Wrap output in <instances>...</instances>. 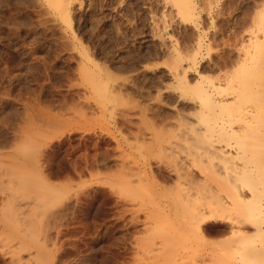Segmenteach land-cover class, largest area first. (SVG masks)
I'll return each instance as SVG.
<instances>
[{
	"label": "rangeland",
	"instance_id": "374dc122",
	"mask_svg": "<svg viewBox=\"0 0 264 264\" xmlns=\"http://www.w3.org/2000/svg\"><path fill=\"white\" fill-rule=\"evenodd\" d=\"M61 1L57 8L55 0H0V264H172L166 250L172 218H155L158 199L149 201L155 188L143 172L172 186L176 177L165 167L184 147L175 133L184 118L194 120L174 85L175 56L194 50L199 37L202 75L237 71L242 46L261 41L251 48L264 53V0H195L192 21L174 0ZM256 60L251 75L264 93V58ZM41 193L47 197L40 202ZM34 231L40 234L30 238ZM215 232L206 235V246L188 233L189 251L177 264L228 258L215 245L227 235Z\"/></svg>",
	"mask_w": 264,
	"mask_h": 264
},
{
	"label": "bare ground",
	"instance_id": "6f19581e",
	"mask_svg": "<svg viewBox=\"0 0 264 264\" xmlns=\"http://www.w3.org/2000/svg\"><path fill=\"white\" fill-rule=\"evenodd\" d=\"M55 1H56L55 6L57 5V8L62 7L61 6L62 5L61 0H55ZM174 2H175L174 4H176V6L179 7L180 16L185 17L186 21H189V20L192 21L191 17L194 16L192 14V12L195 10L194 7H195L196 1L195 0H174ZM210 10H208V11H210ZM63 12L66 13L67 11H63ZM66 18H67V15H66ZM262 21H264V14H262V16H261V22ZM66 25L69 26V23H66ZM252 29H253V27H252ZM253 34H254V36L257 35V34L255 35V33H253ZM260 42L261 41H259V43ZM259 43H256V44L258 45ZM253 44H254V42H253ZM253 44L251 43V45H253ZM256 44L253 45V46H255V48L257 46ZM227 45H228V43H227ZM227 45H225V46H227ZM251 45L250 46L247 45L246 49L248 46L250 49ZM202 46H203V43H202L201 39L198 37V39L195 43V46H194L195 48H193L194 50L187 52V53L186 52L184 53L182 51L184 53V56H182V55L180 56V53L176 55L177 57L175 56V58L178 61L176 59L175 60L177 61V63L178 62L179 63L174 68L175 71L172 74L173 79L176 80V82L174 81L176 83L174 85L180 90L181 97L183 99H185L187 102H190L191 105H189V106H190V109L193 111L189 110V106H188V110L191 111L190 116H188V117L192 116V118H194V120L191 118L193 121L189 120L191 122H189V121L187 122V121H185V119L187 120V118H184L183 119L184 122L180 121L179 129H178V130H180L179 131L180 135L178 136L179 132L175 133V134H177L176 136L179 139L183 140L184 145L182 144V146H184V147L182 150L179 149V151H177L178 148L176 149V147H175L177 152L173 153L175 151H172V153H173L172 157L169 156V159H170V157L172 159H171V161L170 160L168 161V166H166L167 168L164 165L165 170L169 171L170 176L176 177L175 178L176 180L175 181L173 180L174 182H172L173 183L172 186L167 187L163 184L158 183L155 180L156 175L152 174L151 170L143 172V176L147 182V185H149V183H151L150 185L155 188V191L150 196L151 198L149 199V201L151 199L154 200L155 196L158 199V202H155V204H154L155 209L151 208V210L154 209V212H152L151 210L150 211L155 214V218L157 217V219L159 221L161 218H163V219L164 218H166V219L172 218V219H170V223H169V221L166 222L165 219L163 220V222L165 221L167 223V228L171 227L170 230H172V233L170 232L171 234H169V238L168 239L166 238L167 239L166 246L168 247V249H166V250L167 251L169 250L168 251L169 252V258H170L172 264H177V262H178L177 258L180 255V253L182 251L185 252V250H188V248H190L188 245H191L190 241H192L191 240L192 236H195V237L197 236L198 240H201L202 244L205 245L208 242L207 237L210 236V235L209 236H206V235L207 234H214L213 233L214 231H216L215 234L217 233L219 236L220 235L222 236L223 234L225 236L227 235L226 239H223V241L220 240V242L216 241L215 245H217L219 243V246L217 245L219 248H221L223 246L221 249H223V251L226 249V251H224V252H227V253H225V255H227V257L229 256L230 259H229V257L228 258L223 257L224 259H228V261L226 262V260L222 259L223 260L222 261L220 259V258H222V256L221 257L218 256L219 258L213 257L212 260L210 261L211 264H219L221 262H222V264H264V178H261L262 176H264V156L261 155V154H264V151H262V153H261L258 150V149H261L260 144L261 145L264 144V143H261V142H264V95H262L264 93H262V91L259 92L258 88H260L259 87L260 85L257 86V84L254 82L253 79H256V78L252 77L251 66H250V65H252V63L254 61L257 62L256 59H258L259 57L264 58V56H262V55H264V53L260 54L258 51L259 49L257 50L255 48L254 49L257 50V52H255L253 48H251L252 49L251 51L248 49L246 50V49H244L245 47L243 48V46H242V51L244 53L243 54L244 57H243V60L240 59L241 61L238 59L239 61H237V62H241V64H239L241 66L240 67L237 66L238 69L235 66L237 71H232V72L228 71L229 73L223 72V71H225V69H226L225 68L224 70L221 69L223 74L220 71V73H221L220 75H217L216 77L215 76L214 77H208L207 74L205 76L202 75V73H200L201 70L199 72V70L197 69V67H198L197 65L200 64V62L198 63V55H201ZM260 48H262V47H260ZM260 50H262V49H260ZM174 51H175V49H174ZM210 51H211V49H210ZM252 51H254V52H252ZM240 52H241V50H240ZM208 57H210V54ZM222 60H220V61H222ZM214 62H215V64L217 63V61H214ZM223 62H224V64H223ZM227 62H229V61L227 60L226 63ZM259 62H260V60H259ZM226 63H225V60L222 61V64L220 62V64L223 65L222 68H224L227 65ZM215 64H213V66ZM93 66H95V65H93ZM96 66H98V65H96ZM217 66H218V64H217ZM220 66L217 67L218 72H219L218 68L219 69L221 68ZM254 67H255V65H254ZM257 67H258V65H257ZM252 68H253V66H252ZM228 69H229V66H228ZM85 70H86V68H85ZM214 70H213V72H214ZM232 70H233V68H232ZM88 71H89V69H88ZM258 71H261V70L259 69ZM203 72H204V70H203ZM85 73L87 74V72H85ZM191 73H194V74H191ZM190 75L191 76L193 75V78L195 76V78L192 79V77H190ZM90 76H91V74H90ZM93 77L89 78L91 82L94 81ZM255 77H256V75H255ZM67 78H68V76H67ZM92 79H93V81H92ZM260 80H262V78ZM102 81H104V80H102ZM258 82L260 83L261 81H258ZM260 84L264 85V83H260ZM172 87H174L173 84H172ZM103 89L105 90L106 88H103ZM172 90H174V89H172ZM105 93H106V91H105ZM99 95H100V93H99ZM174 99H172V100H174ZM98 102H100V101H98ZM60 104H61V102H60ZM177 111H179V110H177ZM180 111H181L180 113L178 112L179 114L177 113L179 115V117H180V114H182V111H184V109L183 110L181 109ZM185 115H188V114L185 113ZM165 116H167V115H165ZM163 117H164V115H163ZM179 119L182 120L181 118H179ZM58 120L59 119H57L56 121H58ZM52 123H53V121H52ZM54 123H53V126H54ZM72 124H74V123H72ZM150 124H151V122H150ZM16 125H17V123H16ZM154 128L152 129L153 132H154ZM4 132H6V131H4ZM155 133H157V131ZM155 133H154V135H156ZM21 137H22V135H21ZM177 137H175V138H177ZM168 138H170V137H168ZM161 139H162V137H161ZM161 139H159V140H161ZM182 140H180V141H182ZM168 141H170V140L168 139ZM169 146H171V145H169ZM262 150H264V149H262ZM257 152H258V156H257ZM25 154H26V152H25ZM25 154H23V155H25ZM182 154H183V156H182ZM25 156H27V154ZM22 159H23V157H22ZM240 163H242V166L240 165ZM166 164H167V162H166ZM25 165H26V163H25ZM21 166H23V165H21ZM21 166H19V167H21ZM260 166H262V167L260 168ZM193 168H197L196 170L198 172L196 173L195 169H194V171H195L194 172ZM258 168L262 169V171H258L257 170ZM122 170H123V168H122ZM125 171H127V170H125ZM125 171H124V173H125ZM129 172H127V173L129 174ZM159 172H158V174L160 175ZM163 172L164 171H162L161 173H163ZM16 174H18V173H16ZM141 174L142 173L140 171L138 176H141V177L139 179L142 178ZM200 175L203 176L202 179H201ZM19 176H21V175H18V177ZM258 176H261V177H258ZM24 177H26V176H24ZM199 177H200V179H199ZM37 178H36V181L38 182L40 177L38 180H37ZM121 178H123V176ZM144 178L141 179L142 182L144 181L143 180ZM165 178H167V177H165ZM18 179L19 178H17V180ZM21 180L23 181L24 178ZM21 180H19V181H21ZM33 180H34V178H33ZM124 180H126V179H124ZM28 181H26V179H25V181H23V183L21 182V184L26 187L29 184ZM38 184H40V181L38 182ZM144 184H146V183H144ZM33 185L35 186V184H33ZM44 185H45V187H47V188H45V190L49 189L51 191V192L49 191L50 195H53V196L56 194L58 195V193L56 192L57 191L56 187L53 186L52 188H50L45 183H44ZM60 185H62V184H60ZM39 186L41 187V185H39ZM37 188H38V186H37ZM57 188H59V187H57ZM39 190H40V188H39ZM125 191L127 192V190H125ZM131 191H133L134 193L137 192L134 190H131ZM128 192H130V190H128ZM59 193H61V192H59ZM122 193L124 194V192H122ZM39 196H40L39 197L40 202H41V199H44L45 197H47V195H44V193H41ZM165 196H169L170 199L168 198L169 201H167V203H166L167 206H164L165 204L162 206L161 205L162 203L160 204L159 200L161 198L162 199L166 198ZM137 198H141V197H137ZM46 199H48V198H46ZM56 199H58V197ZM52 200L49 198V202H51V204L54 203ZM168 202H169V204H168ZM153 203H154V201L152 202V204ZM42 204H44V203H42ZM46 204L47 203H45V205ZM36 207H38V206H36ZM37 209H39V207ZM39 212H40V210H39ZM41 212L44 213V210H41ZM151 212H150V214L152 215ZM179 213H181V215H179L180 216L179 220H177V219L175 220L174 217L171 216L174 214V215H176L175 217H177V214H179ZM11 216H12V214H11ZM173 219H174V221H173ZM171 220H172V224H171ZM159 221H157V222H159ZM35 222H36V220H35ZM168 223H169V226H168ZM160 224H163V223H160ZM165 225L166 224H164V226ZM170 225H172V226H170ZM207 225H209V227L211 228L210 229L211 232L206 228ZM31 227L33 228V226H31ZM247 229H250V230H247ZM170 230H167V231H170ZM24 232H26V231H24ZM35 232L36 231L30 233V238L35 237V235H36ZM36 233H38V232H36ZM184 233L186 234V236L182 237L183 235H185ZM188 233L189 234L191 233L192 236L190 237L191 234L189 235ZM38 234H40V233H38ZM186 237H187V239H185ZM196 242H197V240H196ZM198 244H200V243H197L195 245H198ZM210 244L214 245V243H210ZM194 251H196V250H194ZM196 252H194L193 255H195ZM221 253H222V251H221ZM191 254H192V251H191ZM181 255H183V254L181 253ZM193 255L192 256L189 255V256L193 257ZM197 255H198V253H197ZM197 255H196V257H197ZM198 257H197V259H198ZM194 258H195V256H194ZM176 260H177V262H176ZM205 260H204V263L202 261L203 264L209 263V262H206ZM188 261H189V259H188ZM190 261H192V259H190ZM193 262H196V261H193Z\"/></svg>",
	"mask_w": 264,
	"mask_h": 264
}]
</instances>
